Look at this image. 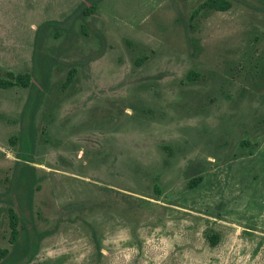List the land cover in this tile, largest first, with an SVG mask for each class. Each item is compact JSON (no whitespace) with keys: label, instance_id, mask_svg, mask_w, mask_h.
I'll return each mask as SVG.
<instances>
[{"label":"rangeland","instance_id":"obj_1","mask_svg":"<svg viewBox=\"0 0 264 264\" xmlns=\"http://www.w3.org/2000/svg\"><path fill=\"white\" fill-rule=\"evenodd\" d=\"M207 1L0 0L2 264H264V0Z\"/></svg>","mask_w":264,"mask_h":264},{"label":"trees","instance_id":"obj_2","mask_svg":"<svg viewBox=\"0 0 264 264\" xmlns=\"http://www.w3.org/2000/svg\"><path fill=\"white\" fill-rule=\"evenodd\" d=\"M206 5L209 9H212L218 12H225L231 8L230 2L226 0H208ZM42 72H43L42 73L43 80L41 82V86L45 88L47 86L49 70L47 67H45L42 70ZM11 76L13 77V75ZM195 77H196V74L193 72H189L187 75V79L190 81H193ZM15 78L16 79L14 81L0 80V89H7L13 86H23V87L28 86L29 79L27 77L17 76ZM35 104L37 105V100L35 101ZM8 219H9V225L11 229L10 243L13 245V249L11 252L8 249H0V264H2L5 258H12L14 255H16L19 249V244H18L19 233L17 231L18 217L16 216V214L14 213L12 209L9 210ZM209 240L212 245H216L218 242V237L216 235L211 236L209 237Z\"/></svg>","mask_w":264,"mask_h":264}]
</instances>
